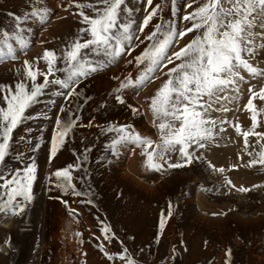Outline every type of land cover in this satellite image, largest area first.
Masks as SVG:
<instances>
[{"label":"snow or ice","instance_id":"obj_1","mask_svg":"<svg viewBox=\"0 0 264 264\" xmlns=\"http://www.w3.org/2000/svg\"><path fill=\"white\" fill-rule=\"evenodd\" d=\"M27 2L29 6L22 13L6 12L12 18V25L10 28L0 27V62L18 60L17 48L26 55V50L31 47L30 39H26L32 31L29 22L46 25L55 17L54 8L50 10L48 6H37L36 0ZM146 3L151 6L153 0H146ZM193 4L198 6L176 18L181 9L177 0H171L170 18L165 20L161 16L146 32L161 4L150 10L146 8L142 19H137L136 14L141 9L129 6L126 0H56L55 6L65 12L75 6L76 13L70 14L78 13L81 26L59 52L45 48L42 56L37 55L31 61L23 60L22 67L26 72L22 74L17 70V75L22 78L14 88L2 86L6 107H0V218L7 220L22 216L34 199L33 185L38 179V162L34 153L40 150L41 142H33L30 135L32 128L25 127L24 132L29 135H21L20 140L31 144L33 153L26 156L25 152L13 149V131L26 120L40 116L51 121L55 129L50 139L47 163H51L62 148L77 139L75 132L78 128L95 127L107 141L104 152L96 158L97 167H114L121 162L122 153L127 151L131 156L139 149L143 169L166 177L172 170L207 160L205 154L213 146H219L229 124L226 115L217 114L230 112L228 105L239 100L243 94L241 86L245 85L248 98L243 107L251 113V129L241 131L239 124L233 127L244 137L245 151L251 157L245 166H264V145L259 151H248L250 134L264 140V131H255L258 114L264 113V107L258 109L254 103L257 98L264 102V82H261L264 81V66H260V61L264 60V0H188L181 7L191 8ZM189 33L193 35L181 45V40ZM141 44L145 46L133 55ZM40 59L47 65L46 72L34 67ZM121 62L132 65L135 75L125 70L121 75L111 77L118 81L112 100L130 109L131 117L145 113L128 102L127 90L131 89L138 95L154 81L160 80L154 92L145 97L158 138L141 133L133 123L106 121L101 126L96 117L84 123L77 114L81 107L78 103L80 98L83 97L84 101L90 99L80 88L82 82L112 66L118 67ZM39 76L43 77L40 82ZM42 97L47 99L42 101ZM58 98L62 102L58 103ZM109 102V99H103L99 104L100 110H107ZM41 103L46 112L26 115L32 106ZM79 139L81 142L84 140L83 137ZM130 145L133 146L131 149ZM73 152L75 154V149ZM91 152L92 145L85 144L73 163L49 173L45 177L48 191L55 189L64 196H86L87 204L96 205L95 192L85 179L88 173L85 165L90 163ZM9 157L18 163L9 167ZM207 166L221 174L225 172L223 167L217 168L211 161H207ZM82 168L83 173L74 177L73 170ZM77 183L88 184L87 190L78 188ZM225 185L230 192L234 189L239 193L264 187V183L237 186L227 178ZM54 198L69 205V201L61 196ZM172 209L170 200L167 214L160 215L158 231L154 233L157 243L173 215ZM69 215L79 222L77 209L69 207ZM212 215L223 216L227 212ZM102 225V236L98 239L106 243L117 239L122 249L113 254L106 243L98 244L108 261L118 258L121 264H147L146 260H137L130 254L124 240L110 223L102 221ZM81 235L75 232V236ZM128 238L135 239L134 236ZM175 255L174 248L173 260ZM226 255L230 261L231 248L227 249Z\"/></svg>","mask_w":264,"mask_h":264},{"label":"rangeland","instance_id":"obj_2","mask_svg":"<svg viewBox=\"0 0 264 264\" xmlns=\"http://www.w3.org/2000/svg\"><path fill=\"white\" fill-rule=\"evenodd\" d=\"M55 2L56 0H36L37 6H48L50 10L54 8L55 17L46 25L29 22L32 31L26 39H30L31 47L26 50V55L17 48L18 60L0 62V107H6L3 100L5 89L2 86L9 85L14 88L16 82L22 78L17 75V70L22 74L26 72L22 67L23 60L31 61L37 55L42 56L45 48L59 52L77 31L78 26H81L78 13L70 14L76 13L74 5L65 12L56 7ZM126 2L129 6L135 5L141 9L136 14L137 19H142L146 8L150 10L156 4L162 5L145 29L146 32L161 16L167 20L171 15V0H153L151 6L147 5L146 0ZM186 2L188 0H177L181 11L176 18L198 6L193 4L191 8H182ZM28 6L27 0H0V27L10 28L12 25V18L6 15L7 11L22 13ZM192 35L193 33L187 34L181 40V45ZM145 44H141L133 55L139 53ZM260 66H264V60L260 61ZM34 67L41 72L47 71L43 59L35 62ZM125 70L135 75L132 65L121 62L118 67L112 66L109 70L94 74L83 81L80 88L90 99L84 101L83 97L80 98L78 103L81 107L77 114L84 123L96 117L101 126L106 121L133 123L141 133L158 138V130L151 123L145 97L154 92L160 80L154 81L138 95L131 89L127 90L128 102L145 113L143 116L131 117L130 109L119 106L112 100L113 89L118 86V81L111 77L121 75ZM42 79L39 76L38 82ZM241 87L243 94L239 100L228 105L230 112L217 114L226 115L229 121L219 146H213L205 154V162L172 170L166 177L143 169V158L139 149L131 156L127 151L122 153L121 162L114 167H97L96 158L104 152L107 141L95 127L78 128L75 132L77 139L68 143L51 163H47L50 139L55 132L53 124L42 116L26 120L13 131V149L25 152L26 156L33 154L31 144L20 140L21 135H29L24 132V128L31 127L33 142H41L40 150L34 153L38 162V179L33 185L34 199L28 204L25 213L7 220L0 218V264H121L118 258L108 261L97 247L98 244L106 243L98 239L102 236V221L111 224L135 259L146 260L147 264H264V187L239 193L234 189L230 192L225 185L226 178L231 179L237 186L249 187L254 183H264V166H245L251 157L245 151L244 137L233 127L239 124L241 131L251 129V113L243 107L248 94L245 85ZM45 99L47 97L41 98L42 101ZM103 99L110 101L105 111L99 108ZM60 102L62 99L58 98V103ZM254 103L258 109L264 107V102L258 98ZM46 111L41 103L32 106L26 115L35 116L38 112ZM261 125H264V113L258 114L255 131H264V126ZM80 137L84 138L83 142ZM85 144L92 145L90 163L85 165L88 169L85 179L95 192V199L98 201L96 205L87 204L86 196H64L55 189L49 192L45 179L56 168L73 163ZM261 145H264V140L249 135L248 151H259ZM131 147L133 146L130 145L129 149ZM8 159L9 167L18 163L10 157ZM207 161H211L217 168L223 167L225 172L221 174L213 171L207 166ZM234 164L237 167H232ZM83 171V168L74 169L73 176H79ZM77 187L87 190L88 184L77 183ZM56 196L67 199L69 205L55 199ZM170 200L173 203V215L168 219L161 240L157 243L154 233L158 231L160 215L167 214ZM69 207L79 211V222L77 218L69 215ZM219 212H227V215H212ZM75 232L82 235L77 237ZM131 236L135 239L128 238ZM106 247L113 254L122 250L117 239L106 243ZM228 248L232 250L230 261L226 255ZM140 249L144 251L141 252Z\"/></svg>","mask_w":264,"mask_h":264}]
</instances>
